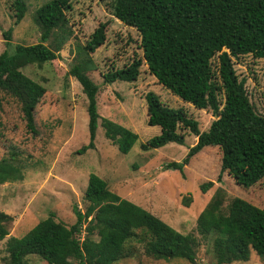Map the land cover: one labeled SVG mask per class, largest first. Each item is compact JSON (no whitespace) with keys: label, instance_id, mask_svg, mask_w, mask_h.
Wrapping results in <instances>:
<instances>
[{"label":"trees","instance_id":"1","mask_svg":"<svg viewBox=\"0 0 264 264\" xmlns=\"http://www.w3.org/2000/svg\"><path fill=\"white\" fill-rule=\"evenodd\" d=\"M71 0H47L33 12L39 39L32 44H14L12 51L0 52V91L18 99L28 123L44 87L26 76L21 68L49 62L57 56L71 35L65 11ZM14 23L24 15L23 0L12 2ZM111 14L139 34L141 58L121 68L102 73V83L131 82L144 63L156 82L183 102L209 109L213 119L202 131L183 108L163 104L152 91L144 94L146 124L158 126L159 133L140 144L143 150L173 142L183 144L187 129L195 137L180 161L170 160L163 169L177 170L205 146L220 150L215 182L226 172L242 188L264 177V114L248 98L244 79L238 78L232 58L250 54L264 59V0H112ZM100 22L83 44H75V57L67 74L80 85L86 99L87 143L76 152L93 148L97 119L98 86L88 72L94 69L90 54L105 39ZM11 28L2 32L9 44ZM48 40V43H45ZM10 45V44H9ZM226 49V50H224ZM103 135L121 154L131 148L136 133L106 118H100ZM212 147V148H213ZM13 157L0 159V184L21 178ZM212 181L198 185L201 192ZM216 188L195 219L193 233H181L166 222L107 188L94 173L87 176L81 212L72 207L74 222L66 226L53 212L37 221L22 236L6 238V264H26L25 257L37 255L44 264H112L131 255V239L142 244L153 259L181 258L193 262L199 238L210 237L214 264L246 261L253 251L264 261V209L233 197L222 211L223 191ZM189 196L181 203L188 206ZM88 218V219H87ZM11 216L0 211V240L7 233ZM95 235V237H93ZM127 245V246H126Z\"/></svg>","mask_w":264,"mask_h":264},{"label":"rangeland","instance_id":"2","mask_svg":"<svg viewBox=\"0 0 264 264\" xmlns=\"http://www.w3.org/2000/svg\"><path fill=\"white\" fill-rule=\"evenodd\" d=\"M0 0V52L12 51L14 44L38 41L39 31L33 22L36 7L47 0H23V17L14 23L12 2ZM112 0H71L65 11L71 35L57 56L42 64H29L21 71L44 87L28 123L19 100L0 91V159L13 157L21 178L0 184V211L11 216L8 233L0 240V264H6L4 243L7 237H20L37 221L53 212L55 220L69 226L74 222L72 207L83 212L87 201L83 192L89 173L101 177L107 188L121 198L148 210L181 233L195 231V219L216 188L220 187L222 211L233 197H240L264 209V177L256 184L242 188L219 170L220 150L205 146L177 170L163 169L170 160L180 161L195 137L187 129L183 144L173 142L143 150L140 144L159 133L158 126L146 124L144 94L152 91L159 100L173 108L181 107L197 122L199 131L213 119L209 109H199L183 102L158 84L144 63L134 81L115 80L102 83V73L141 58L139 34L111 14ZM105 23V39L91 54L94 69L88 72L97 84L96 110L99 115L93 148L76 152L87 143L86 99L80 85L67 70L75 57L74 45L83 44L98 23ZM11 28L9 44L4 45L2 32ZM48 43V40L45 42ZM226 50V49H224ZM238 78L244 79L248 98L258 113L264 114V59L250 54L232 58ZM106 117L136 133L137 138L127 153L121 154L116 144L103 135L100 118ZM213 147V148H212ZM212 181L205 192L198 189L204 181ZM188 206L181 199L188 197ZM88 219V218H87ZM95 237V235H93ZM210 237L199 238L193 262L181 258L153 259L143 252L142 244L131 239V255L112 264H214ZM127 246V245H126ZM26 264H44L35 254L25 257ZM228 264H264L253 251L246 261Z\"/></svg>","mask_w":264,"mask_h":264},{"label":"water","instance_id":"3","mask_svg":"<svg viewBox=\"0 0 264 264\" xmlns=\"http://www.w3.org/2000/svg\"><path fill=\"white\" fill-rule=\"evenodd\" d=\"M214 117V116H213Z\"/></svg>","mask_w":264,"mask_h":264}]
</instances>
